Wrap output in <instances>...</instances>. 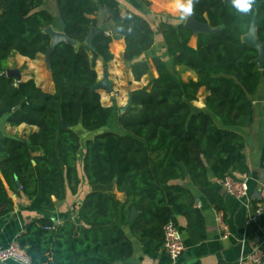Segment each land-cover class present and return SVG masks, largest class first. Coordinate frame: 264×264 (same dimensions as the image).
Listing matches in <instances>:
<instances>
[{"label":"trees","instance_id":"trees-1","mask_svg":"<svg viewBox=\"0 0 264 264\" xmlns=\"http://www.w3.org/2000/svg\"><path fill=\"white\" fill-rule=\"evenodd\" d=\"M57 4L62 32L78 45L62 42L53 47L54 91L48 93L33 79L23 81L4 72L12 52L31 59L45 54L50 38L44 28L54 25L53 15L42 7L43 0H0V118L10 126H36L24 139L0 130V216L13 206L4 183L28 199L39 195L43 210L54 207L52 198L61 202L67 191L76 193L83 147L87 182L113 183L124 200L112 191H92L78 208L79 221L69 218L57 224L44 216L27 222L15 242L30 263L130 264L132 245L124 232L129 227L144 253L168 264L164 226L169 222L177 226L175 213L186 218L194 241L206 236L203 214L182 182L188 178L220 211L222 198L211 187L208 171L218 179L247 171L239 129L253 122L252 96L264 82V64L260 69L252 62L257 53L241 36L255 14L257 35L264 40V0H256L248 14L237 12L231 0H195L196 20L223 26L199 33L195 47L189 45L193 34L183 23L161 22L166 58H151L157 75L129 93L128 105L114 120L117 130H103L114 108L103 105L92 89L97 82L96 60L110 62L109 44L112 38H122V58L139 80L150 68L141 55L154 43L153 29L140 15L122 13L116 0H105L113 35L104 28L91 34L96 20L88 15L97 10L94 0ZM185 70L193 71L196 79L183 80L180 73ZM202 87L208 92L204 108L195 109L192 102ZM78 130L94 135L82 145ZM132 208L136 214L130 222Z\"/></svg>","mask_w":264,"mask_h":264},{"label":"crops","instance_id":"crops-1","mask_svg":"<svg viewBox=\"0 0 264 264\" xmlns=\"http://www.w3.org/2000/svg\"><path fill=\"white\" fill-rule=\"evenodd\" d=\"M94 1L97 4V10L88 15L96 20V25L91 27V30L94 29L96 31L98 28H104L106 34L113 35L112 24L108 21V15L105 11V0ZM116 1L119 3L122 13L125 10L132 11L150 23L154 32V43L141 55L142 58L149 61L150 68L139 80H134L129 65L122 58L125 48V42L122 38H112L109 49L113 54V59L110 62L104 64L101 59L96 60L97 81L103 78V71L106 68L112 88L111 92L105 89L97 90L101 103L114 108L113 116L108 126L103 130L108 128L117 130L114 120L128 105L129 93L132 90L148 85L156 77L157 73L152 65L151 58L153 56H164L166 58L165 45L159 24L161 22L184 23L186 20L181 21L179 19V13L174 10L173 0ZM42 7L53 15L54 25L51 27L56 31H62L57 0H43ZM196 36L193 34L189 40V45L192 47L196 46ZM8 68L18 69L21 73L20 80L33 79L43 91L48 93L54 91L50 67L45 60V54H38L31 59L12 52L8 59ZM184 74L186 75L185 78L183 77ZM180 75L183 80L196 79L193 71L185 70ZM198 94H202L199 100V109H202L204 108V99L208 92L204 87L200 88L197 92L196 100H198ZM195 101L192 102L193 106L196 105ZM252 103L254 107L253 122L250 126L239 129L245 141L244 154L247 171L245 173L233 172L231 174L235 179H242L244 174L247 176L246 196L235 198L227 194L222 187L220 179L215 177L211 171H208L211 187L222 198L224 208L218 211L207 197L200 193L186 178L182 184L191 190L194 196V206L199 208L203 214L206 236L199 242L194 241L187 232L186 218L181 214L175 213L177 227L181 233L185 249L176 262L168 264H219L220 262L227 264H252L248 259V255L255 248L264 250V213L256 219L250 220L254 213L253 209L256 210L260 203V186L264 182V82L260 83L257 91L252 96ZM0 130L4 135L24 139L28 134L36 130V126L25 123L10 126L6 122V118L3 117L0 118ZM93 135L94 133H91L89 137ZM77 171L80 180L77 192L72 194L67 191L65 199L61 202L52 198L55 204L49 210H43L40 207L39 195L33 199H28L21 191L15 193L9 190L4 183L13 206L9 213L0 216V248L15 242L17 236L24 231L25 224L31 220L45 216L51 217L57 224L69 218L77 221L78 208L85 196L92 191H112L117 199L120 201L124 200V194L118 192L113 183L105 186H95L87 182L82 168V153L77 161ZM219 217H221V221L226 226V232L219 226ZM124 232L132 245V254L127 260L130 264H160L159 257H151L143 252L142 243L132 234L129 227H124ZM0 264L23 263L14 259H7L0 261Z\"/></svg>","mask_w":264,"mask_h":264},{"label":"built area","instance_id":"built-area-1","mask_svg":"<svg viewBox=\"0 0 264 264\" xmlns=\"http://www.w3.org/2000/svg\"><path fill=\"white\" fill-rule=\"evenodd\" d=\"M220 182L227 194L235 198H243L246 196L247 176L245 174L243 175L242 179H235L231 175H225L224 178L220 179ZM259 197L260 203L251 216L250 220H254L264 213V182L261 183ZM218 221L220 228L226 232V226L221 221V217L218 218ZM163 249L168 254L171 263L176 262L185 249L178 227L171 222L164 226ZM263 257L264 250L261 248H255L248 255V259L252 264H264ZM7 259H14L23 264H30V259L26 251L16 242H11L8 245L0 248V261H5Z\"/></svg>","mask_w":264,"mask_h":264},{"label":"water","instance_id":"water-1","mask_svg":"<svg viewBox=\"0 0 264 264\" xmlns=\"http://www.w3.org/2000/svg\"><path fill=\"white\" fill-rule=\"evenodd\" d=\"M183 25L190 29L192 34L198 35L199 33H212L219 29H221L223 26H216L211 27L207 23L201 22L196 20L192 15L188 16L186 20L184 21ZM44 32L49 35L50 38V45L49 48L45 52V60L49 67H51V61L50 56L52 53V49L55 45L58 43H68L72 44L74 46L78 45V42L70 39L67 37V35L62 31H56L51 26H47L44 28ZM95 32L94 29L91 30V34ZM91 34H89L86 38V43L90 44L91 41ZM241 40L243 43L247 44L249 47L253 48L256 51V57L252 60L255 64L258 65V67L261 69L263 68L264 64V40H260L257 35V27H256V20H255V14L252 16L251 22L249 24V27L247 31L241 36ZM7 76H13L17 79H21V73L16 68H7L4 72ZM92 89H105L108 92L112 91L111 84L108 80L107 70L106 68L103 71V78L100 81H97L95 84L92 85ZM62 126L66 127L65 123L62 121ZM18 187H20L19 183H17ZM190 185V184H189ZM188 185V186H189ZM136 214V210L132 208L129 221L132 222L133 218Z\"/></svg>","mask_w":264,"mask_h":264},{"label":"clouds","instance_id":"clouds-1","mask_svg":"<svg viewBox=\"0 0 264 264\" xmlns=\"http://www.w3.org/2000/svg\"><path fill=\"white\" fill-rule=\"evenodd\" d=\"M174 10L179 13V19L183 21L194 13L195 0H173ZM232 7L239 13H251L256 5V0H231Z\"/></svg>","mask_w":264,"mask_h":264},{"label":"rangeland","instance_id":"rangeland-1","mask_svg":"<svg viewBox=\"0 0 264 264\" xmlns=\"http://www.w3.org/2000/svg\"><path fill=\"white\" fill-rule=\"evenodd\" d=\"M183 77L185 78L186 75L184 74ZM201 97H202V94H198V100H196V101L194 102L196 105L193 106L195 109H199V108H200V107H199V106H200V105H199V100H200ZM78 132H79V135H80L81 144L83 145L84 142L86 141V139L89 137V135H88L87 133H85L84 131H81V130H78ZM82 150H83V147H81V150H80V152H79V154H78V158H79V156L81 155V153L83 152Z\"/></svg>","mask_w":264,"mask_h":264}]
</instances>
